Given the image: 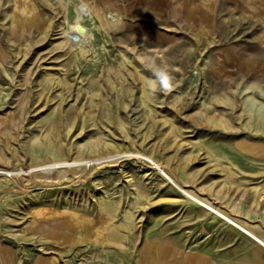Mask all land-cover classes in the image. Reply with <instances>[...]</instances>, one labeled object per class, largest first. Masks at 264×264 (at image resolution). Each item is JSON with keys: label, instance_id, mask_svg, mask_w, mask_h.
<instances>
[{"label": "rangeland", "instance_id": "374dc122", "mask_svg": "<svg viewBox=\"0 0 264 264\" xmlns=\"http://www.w3.org/2000/svg\"><path fill=\"white\" fill-rule=\"evenodd\" d=\"M251 103L264 0H0V264H264Z\"/></svg>", "mask_w": 264, "mask_h": 264}, {"label": "bare ground", "instance_id": "6f19581e", "mask_svg": "<svg viewBox=\"0 0 264 264\" xmlns=\"http://www.w3.org/2000/svg\"><path fill=\"white\" fill-rule=\"evenodd\" d=\"M18 4V3H17ZM21 4V3H20ZM85 6V5H84ZM33 8H35V7H33ZM32 8V9H33ZM82 8V7H81ZM88 8V7H87ZM89 11H90V9H88ZM88 12V11H87ZM16 18L18 19V20H21V15L20 14H18V13H16ZM70 28H72L73 30H76V31H80L81 29H82V26H81V24L79 23V22H75V23H73L71 26H70ZM68 32L69 31H66L65 32V37H66V39L68 38V37H70L71 35H69L68 36ZM253 106H254V103H251L250 104V107H249V109L250 110H253V111H255V112H257V114H258V118H260L259 120H260V122H258V126H261V125H263V123H264V108H262V107H260V108H255V109H253ZM217 122V121H216ZM215 125H222V123L221 122H219V123H215ZM190 159H194L195 157H193V156H191V157H189ZM66 164H48V165H43L42 166V170H38L39 172V174H45V173H48V172H50L51 170H53V169H55V168H58V167H61V166H65ZM36 169V168H35ZM225 169V168H224ZM37 170V169H36ZM60 172L62 171V169H60L59 170ZM62 173V172H61ZM169 177V176H168ZM172 179V178H171ZM173 180V179H172ZM174 181V180H173ZM227 190L230 188V185H223ZM222 186V187H223ZM223 187V188H224ZM254 188V187H253ZM251 190H250V188H245L244 189V193L245 192H250ZM185 192H187V191H185ZM188 193V192H187ZM195 197V196H194ZM196 199V198H195ZM202 202V201H201ZM203 203V202H202ZM207 204V203H206ZM205 204V206H207V208H209V209H211V210H215L214 209V207H212V206H210V205H206ZM220 213V212H219ZM226 216V215H225ZM237 223V222H236ZM248 232V231H247ZM252 235V234H251ZM254 236V235H253ZM256 240L262 245V246H264V241L262 240V239H260V238H258V237H256ZM39 264H56V262L54 261V260H51V262H41V263H39Z\"/></svg>", "mask_w": 264, "mask_h": 264}, {"label": "crops", "instance_id": "0c3cea01", "mask_svg": "<svg viewBox=\"0 0 264 264\" xmlns=\"http://www.w3.org/2000/svg\"><path fill=\"white\" fill-rule=\"evenodd\" d=\"M212 8H213V4H210L208 2H204L203 5L200 6L197 9V12H195V14L198 16V19H199V21L201 23H205L206 24L208 22H211L212 15H213L212 14ZM252 11H253V15H256V14L260 13V10H257V9H253ZM189 15H190V13H189ZM149 246H150L149 247V249H150L149 252L153 253L154 256H157L160 252H163L165 250V246H163L161 244H154L153 243V244H150ZM190 263H191V258L190 259L189 258H184L183 264H190ZM203 263L204 262L202 261V263H200V264H203Z\"/></svg>", "mask_w": 264, "mask_h": 264}]
</instances>
